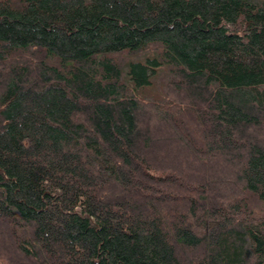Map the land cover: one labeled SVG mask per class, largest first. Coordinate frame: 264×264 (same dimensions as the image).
Wrapping results in <instances>:
<instances>
[{"label": "trees", "instance_id": "1", "mask_svg": "<svg viewBox=\"0 0 264 264\" xmlns=\"http://www.w3.org/2000/svg\"><path fill=\"white\" fill-rule=\"evenodd\" d=\"M0 264H264V0H0Z\"/></svg>", "mask_w": 264, "mask_h": 264}, {"label": "rangeland", "instance_id": "2", "mask_svg": "<svg viewBox=\"0 0 264 264\" xmlns=\"http://www.w3.org/2000/svg\"><path fill=\"white\" fill-rule=\"evenodd\" d=\"M147 113H148V117H147V119H144V117H142L144 114H142V115H140V118H139V123H140V127L141 128H146V127H152V124H151V121H152V116H151V114L153 115V113L151 112V111H147ZM150 121V122H149ZM147 129V128H146ZM255 136L254 137H256L257 139H259V140H261L260 138L262 137L261 135H260V137H259V135L258 134H254ZM258 140V141H259ZM169 153H170V155L172 156V155H176L177 154V149L176 148H172V149H170L169 150ZM159 154H163V153H159ZM158 154V155H159ZM180 154V152L177 154V155H179ZM183 156H181V158H182ZM223 178V175H218L217 177H214V179H216L217 181L218 180H220V179H222ZM224 179H225V177H224ZM222 190V192H226V189L225 188H222L221 189ZM228 191V190H227ZM116 193H118V192H116ZM116 195H118V194H116Z\"/></svg>", "mask_w": 264, "mask_h": 264}]
</instances>
